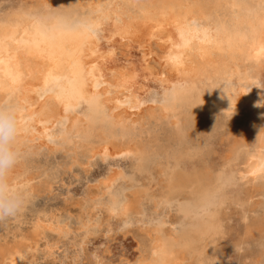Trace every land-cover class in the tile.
Returning a JSON list of instances; mask_svg holds the SVG:
<instances>
[{"label":"bare ground","instance_id":"1","mask_svg":"<svg viewBox=\"0 0 264 264\" xmlns=\"http://www.w3.org/2000/svg\"><path fill=\"white\" fill-rule=\"evenodd\" d=\"M115 2L121 37L140 43L149 57L152 41L158 44L155 27L165 23L174 28L177 46L171 48L159 72L189 77L184 85H175L159 101L151 102L155 108L149 107L141 117L132 103L118 97L113 100L106 93L107 84L95 82L90 71L98 58L91 55L89 46L96 41L105 7ZM262 3L0 1V105L14 107L20 120L29 121L22 123L18 137L23 159L11 177L13 185L32 198L65 167L87 164L95 156L104 160L127 155L133 159L128 173L116 166L103 180L111 210L121 216L138 215L143 212L139 202L151 200L155 208L172 211L176 217L175 228L168 233L164 232L165 216L150 222L159 236L148 264H214L213 254L228 235V212L233 207L246 224L243 233L263 245L264 255V178H244L264 166V143L259 140L264 103L251 102L227 85L234 74L255 73L262 65ZM159 45L160 52L167 51L165 42ZM54 124L60 125V131L49 142ZM217 134L220 142L221 136L227 142L218 157L212 146ZM57 153L66 159L54 160ZM50 157V166L42 165ZM119 180L130 183L132 199L124 189L116 188ZM220 181H229L220 193L223 206L207 208ZM252 185L260 196L256 203L250 195ZM257 207L262 215L252 217ZM39 216L32 234L11 242L0 240V264H15L23 253L36 249L38 228L43 224ZM47 226H54L53 222Z\"/></svg>","mask_w":264,"mask_h":264},{"label":"rangeland","instance_id":"2","mask_svg":"<svg viewBox=\"0 0 264 264\" xmlns=\"http://www.w3.org/2000/svg\"><path fill=\"white\" fill-rule=\"evenodd\" d=\"M115 5L116 2L105 7L103 17L100 18L102 21L98 26L100 31L98 29L96 31V41L89 46L91 55L94 54L98 58L96 62H93L90 71L92 78L97 80L95 82L100 85L107 84L106 93L113 95V100L118 97L129 104L132 103L134 106L130 105L135 109L137 117H141L149 107L154 106L155 108V105H150L151 102L159 101L175 85H184L189 81V77L162 76L159 72L160 65L166 62L169 53L178 43L172 26L163 23L161 27H155L157 32L153 30V33L157 37L155 40L158 44L152 41L155 44H152L153 56L149 57L143 52L140 43L132 39L125 41L121 37L119 30L121 22L117 20L120 15ZM161 41L167 45L165 52L159 51ZM261 64L255 73L247 71L248 73L234 74L228 79L227 85L231 86L236 93L250 99L251 102L264 103V89L262 88L264 86V58ZM256 87H260L258 88L260 90ZM256 89L259 92H256ZM55 125L57 128L54 127ZM54 126L51 128L52 133L50 131L51 137H56L60 131L59 124H54ZM219 134L212 141L213 149L217 152L214 154L216 157L227 145L224 137L221 136V142L219 141ZM62 155L57 153L54 160L58 158L61 161L65 160V155ZM95 157L89 159L90 162L87 164L62 169L56 180L49 184L44 183L35 197L27 199V204L19 215L0 221V240L11 242L12 239L21 235L32 234L37 215L43 219V224H40L38 228L40 233L36 249L30 253H23L15 264H148L159 236L149 226L150 222L153 218L165 216L164 232L168 233L169 230L175 228L174 213L162 209L161 211L158 206L155 208L151 200L139 202L143 212L138 215L121 216L111 210L109 194L103 180L116 166L128 173L133 159L127 155L107 157L104 160L100 156ZM52 160L50 157L48 161H41V163L50 166ZM115 186L124 189L126 196L133 198V193L128 189L130 186L128 181L119 180ZM250 195L254 196L253 203L259 200L260 196L257 195L256 186L252 185ZM228 213H230L227 225L228 235L225 242L213 254L214 264H257L258 261V264H264V255L261 253L263 245L259 246L257 241L243 233L246 224L240 220L238 208L233 207ZM144 214L147 215L144 216ZM251 215L259 217L262 212L257 207ZM49 222L57 226L49 227L47 226ZM146 247L148 250L145 249Z\"/></svg>","mask_w":264,"mask_h":264},{"label":"clouds","instance_id":"3","mask_svg":"<svg viewBox=\"0 0 264 264\" xmlns=\"http://www.w3.org/2000/svg\"><path fill=\"white\" fill-rule=\"evenodd\" d=\"M22 123L17 110L0 105V221L19 215L27 204V194L13 185L11 177L23 154L18 147Z\"/></svg>","mask_w":264,"mask_h":264},{"label":"snow or ice","instance_id":"4","mask_svg":"<svg viewBox=\"0 0 264 264\" xmlns=\"http://www.w3.org/2000/svg\"><path fill=\"white\" fill-rule=\"evenodd\" d=\"M262 6H264V3H262ZM176 63H179V59L177 58ZM23 116V114H21ZM29 121L27 120H21V123L27 125ZM49 139V142H52L53 140V137L49 136L48 137ZM259 140L261 143H264V130H262L260 132V136H259ZM257 175H259L261 178H264V166H261V168L257 171V170H253L252 172H250L248 174L247 177H244L245 179L249 178V177H256ZM229 181H220L218 182L219 184V187L217 188V192L216 194L214 195L212 201L207 205V208H211V207H222L223 204L222 203H219L220 201V193L223 191L224 187L227 186V183ZM207 208L204 209V211H207Z\"/></svg>","mask_w":264,"mask_h":264}]
</instances>
